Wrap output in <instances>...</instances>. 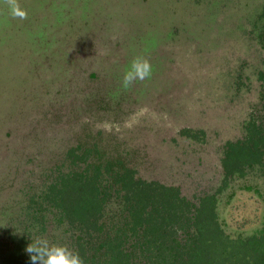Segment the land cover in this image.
Wrapping results in <instances>:
<instances>
[{
    "label": "rangeland",
    "instance_id": "1",
    "mask_svg": "<svg viewBox=\"0 0 264 264\" xmlns=\"http://www.w3.org/2000/svg\"><path fill=\"white\" fill-rule=\"evenodd\" d=\"M18 3L27 19L12 18L0 0V172L22 148L47 154L58 139L81 137L123 152L138 176L179 186L189 198L216 189L221 147L243 135L258 101L264 0ZM137 57L153 73L126 90L123 76ZM144 107L149 114L137 115ZM132 118L138 123L125 127ZM104 121L120 130L104 131ZM48 138L58 139L42 145ZM255 185L244 180L219 196L231 236H248L263 222V199L254 204L240 187Z\"/></svg>",
    "mask_w": 264,
    "mask_h": 264
},
{
    "label": "trees",
    "instance_id": "2",
    "mask_svg": "<svg viewBox=\"0 0 264 264\" xmlns=\"http://www.w3.org/2000/svg\"><path fill=\"white\" fill-rule=\"evenodd\" d=\"M257 20L264 40V5ZM256 81L243 135L221 147L218 186L199 196L138 176L123 152H107L99 140L44 139H58L47 154L22 148L0 172V264H31L26 248L37 238L66 245L84 264H264V215L245 237L228 234L219 219V196L244 180L256 183L240 186L253 203L264 201V62ZM180 133L203 139L202 131Z\"/></svg>",
    "mask_w": 264,
    "mask_h": 264
},
{
    "label": "clouds",
    "instance_id": "3",
    "mask_svg": "<svg viewBox=\"0 0 264 264\" xmlns=\"http://www.w3.org/2000/svg\"><path fill=\"white\" fill-rule=\"evenodd\" d=\"M12 18L21 20L27 19L26 10L22 9L18 0H5ZM153 67L150 61L144 57L133 59L130 67L123 76L122 87L129 89L137 81H144L152 76ZM150 110L147 107L138 110L139 116L149 114ZM154 116L155 114L152 113ZM138 123L135 118L125 121V127H131L132 123ZM101 129L107 132L120 130L119 125H114L108 121H104L99 125ZM26 252L30 255L31 264H84L83 259L78 253L69 249L66 245L51 243L47 238H37L34 242L28 244Z\"/></svg>",
    "mask_w": 264,
    "mask_h": 264
}]
</instances>
